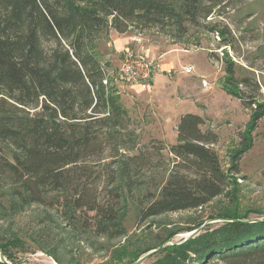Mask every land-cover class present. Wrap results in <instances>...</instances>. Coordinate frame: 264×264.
Segmentation results:
<instances>
[{"label": "trees", "instance_id": "16d2710c", "mask_svg": "<svg viewBox=\"0 0 264 264\" xmlns=\"http://www.w3.org/2000/svg\"><path fill=\"white\" fill-rule=\"evenodd\" d=\"M222 1L0 0V216L50 203L76 227H84L80 213L88 206L87 211L97 213L101 233L125 235V205L93 204V168L102 164L107 169L117 183V201L123 202L147 159L134 153L140 139L121 94L110 81L104 84L109 64L102 60L99 44L111 30H160L170 23L185 35L188 24L199 25ZM225 71L227 91L254 109L251 133L264 117V104L244 97L232 63ZM204 125L202 116L186 113L177 126V144L155 140L177 161L176 169L157 199L139 210V218L203 208L225 194L232 203L211 219L232 221L208 225L181 244L169 243L179 233L170 231L158 243L133 252L131 262L164 245L151 264H264V214L240 210L236 178L252 140L242 136L225 170L212 146L218 135L203 130ZM253 211L262 215L251 218ZM14 245L0 243L13 264Z\"/></svg>", "mask_w": 264, "mask_h": 264}, {"label": "rangeland", "instance_id": "374dc122", "mask_svg": "<svg viewBox=\"0 0 264 264\" xmlns=\"http://www.w3.org/2000/svg\"><path fill=\"white\" fill-rule=\"evenodd\" d=\"M126 35L132 39L125 48L145 49L158 65L166 64L165 69H156L151 88L127 87L121 92V103L130 112L140 139L134 153L140 152L147 159L133 176V193L123 202L117 201L114 177L102 164L93 168V204L107 207L113 203L118 209L125 205L126 234L110 237L101 233L97 213L87 211L88 206L80 213L84 227H76L59 206L34 204L20 213L10 211L0 216V243L16 244L10 250L14 264L132 263L133 252L158 243L170 231H178L173 240L182 241L191 232L189 227L210 220L230 205V195L223 194L203 208L139 218V210L157 199L164 180L176 169L177 161L155 140L177 144V126L186 113L202 116L203 130L218 135L212 146L225 170L241 147L242 136L252 140L236 174L240 210H261L264 214V117L250 133L254 109L245 107L225 87V67L232 63L236 78L242 81L239 86L244 97L264 104V0H223L199 25L188 24L185 35L172 23L160 30L132 29ZM99 48L102 60L109 64L108 71L116 74L125 48L116 51L110 37L101 41ZM190 65L194 71L186 73ZM203 80L208 87L203 86ZM233 186L230 184L228 190ZM260 215L253 211L250 217ZM155 254L143 264L155 261Z\"/></svg>", "mask_w": 264, "mask_h": 264}, {"label": "built area", "instance_id": "2783aa9c", "mask_svg": "<svg viewBox=\"0 0 264 264\" xmlns=\"http://www.w3.org/2000/svg\"><path fill=\"white\" fill-rule=\"evenodd\" d=\"M159 68L156 60L150 57L149 53L144 50H136L133 47H127L124 50V57L122 64L116 74L108 71V77L104 84L108 81L116 87L118 92H125L127 87L130 88H151V83ZM194 66L190 65L185 68L186 73H192ZM203 86L208 87L206 80L202 81Z\"/></svg>", "mask_w": 264, "mask_h": 264}, {"label": "water", "instance_id": "95a60500", "mask_svg": "<svg viewBox=\"0 0 264 264\" xmlns=\"http://www.w3.org/2000/svg\"><path fill=\"white\" fill-rule=\"evenodd\" d=\"M224 221H232L231 219H225V218H214V219H210L206 222H204L200 227L196 228L195 230L189 232V234H187L185 236V238L180 241L179 243H183L184 241L194 238L196 236H198L208 225L213 224V223H219V222H224ZM244 221H255V220H244ZM169 243H176L175 241H169ZM164 245L150 250L149 252H147L146 254H144L143 256H141L138 260L132 262V263H127V264H143L144 262H146L155 252H157L159 249H161ZM0 261L7 263V264H11L10 261L7 259V257L4 255L2 249L0 248Z\"/></svg>", "mask_w": 264, "mask_h": 264}, {"label": "crops", "instance_id": "0c3cea01", "mask_svg": "<svg viewBox=\"0 0 264 264\" xmlns=\"http://www.w3.org/2000/svg\"><path fill=\"white\" fill-rule=\"evenodd\" d=\"M127 33H124V34H120L118 33L117 31L115 30H111L110 31V39H111V43L113 45V47L115 48L116 51H121L122 49L125 48V45L128 44L130 42V39H132V37L126 35ZM100 50V48H99ZM101 51V50H100ZM102 52V51H101ZM103 53V52H102ZM159 67H161V70L162 69H165L166 67V64H159ZM157 74L154 75L153 77V80H152V85L151 87L153 86V83H154V78L156 77ZM135 89V88H134Z\"/></svg>", "mask_w": 264, "mask_h": 264}]
</instances>
